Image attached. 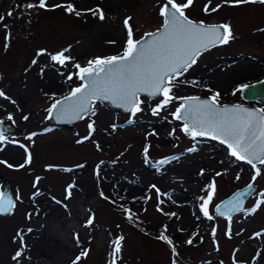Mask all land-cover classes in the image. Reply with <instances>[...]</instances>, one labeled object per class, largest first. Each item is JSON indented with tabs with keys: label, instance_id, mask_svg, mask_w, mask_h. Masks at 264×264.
I'll return each mask as SVG.
<instances>
[{
	"label": "rangeland",
	"instance_id": "1",
	"mask_svg": "<svg viewBox=\"0 0 264 264\" xmlns=\"http://www.w3.org/2000/svg\"><path fill=\"white\" fill-rule=\"evenodd\" d=\"M28 2L37 0H0V15L4 16L0 21V91L10 97H0V120L13 127L11 132H5V141L0 142V161L6 162L0 163V190L8 182L15 204L11 213L0 216V264H73L83 249H88V254L77 264H110L111 242L119 236L124 240L117 264H172L173 259L177 264H233L234 259L238 264H253L258 253L255 264H264V205L254 214H234L231 238L225 235L229 222L213 212L216 203L246 185L253 174L250 165L230 157L223 145L207 138L193 141L185 136L179 131L180 122L172 121L167 109L152 116L153 100L145 96H141L146 101L143 111L136 116L99 102L95 116L70 127L52 126L46 118L52 94L59 98L79 83L66 81L60 73L75 72L73 63L83 66L89 59L122 51L127 38L126 17H131L135 39L157 29L163 0H48V10L22 7ZM68 2L82 11L80 17L66 13L64 8L51 7ZM206 4L208 0H194L186 15L204 23L228 24L234 39L203 52L181 77L199 83H181L175 94L208 97L212 95L208 91L211 88L221 94L220 103L264 109V102L243 101L239 91L233 95L238 86L264 78V4L232 5L211 0L209 12L205 13ZM217 4L221 6L212 12L210 9ZM96 7L103 10L104 20L83 11ZM9 11L11 16L7 15ZM65 48H70L65 54L73 60L66 67L53 64L49 54ZM42 49L45 54L37 55ZM33 60L37 63L32 64ZM160 99L157 97L155 102ZM170 108L174 110L175 104ZM8 114L14 121L7 119ZM25 115L29 117L26 121L22 119ZM93 120L96 131L92 138L77 144V139L88 134L87 124ZM173 128L176 132L169 136ZM33 132L37 135L31 141L26 139ZM152 132L156 135H148ZM20 144L32 157L23 168L18 166L24 163L27 153ZM146 144L150 145L152 164L145 163ZM194 145L198 151L188 152ZM15 152L18 160L9 162L7 156ZM173 156L178 159L165 165L154 164ZM79 164L84 167L77 168ZM49 165L56 167L48 169ZM97 165L99 176L95 174ZM64 168L71 171L64 172ZM216 172L223 175L217 177ZM238 173L239 181L235 179ZM37 177H41L39 182ZM213 179L217 194L210 207L214 218L209 220L199 212L198 197L205 195L202 189ZM73 181L75 190L65 200V188ZM153 184L163 194V212H175L176 217L156 211L157 193L150 188ZM255 189L257 193L264 190V174L257 178ZM101 191L116 203L103 199ZM37 192L40 194L34 195ZM52 197L63 204L56 205ZM256 198L255 194L248 197L245 208H251ZM121 205L137 214L133 218L136 222L126 218ZM28 213H32L31 219L27 218ZM89 216H94V224L86 228L84 223ZM164 225L168 226L167 235L178 256H173L168 244L156 239ZM29 227L33 229L31 233L27 232ZM213 227L217 229L215 243ZM18 231L27 244L19 262L12 259L20 248ZM193 233L197 235L189 245L186 241ZM256 233L261 235L257 237Z\"/></svg>",
	"mask_w": 264,
	"mask_h": 264
},
{
	"label": "snow or ice",
	"instance_id": "2",
	"mask_svg": "<svg viewBox=\"0 0 264 264\" xmlns=\"http://www.w3.org/2000/svg\"><path fill=\"white\" fill-rule=\"evenodd\" d=\"M194 0H163L158 9V14L162 20L160 26L153 32L144 33V39L134 38V31L130 25L131 17H126L124 20V27L127 33V38L122 47V51L115 55L95 57L89 59L86 65L80 63H73L72 67L76 69L75 72H61L60 75L66 76V81L78 80L79 83L74 87H71L66 95L60 98H55V93L52 94V103L47 107V118H55L56 120H84L95 116L97 102L109 101L113 105L122 108L125 112L136 116L137 113L143 111L142 105L145 104V100L141 99V95H145L147 98L152 99L154 106H151V115L158 116L160 113L167 109L168 115L171 116L172 121L180 122L179 131L185 136L189 137L193 141H197L198 138H209L218 141L221 145L226 146L228 155L234 158L236 161H242L251 166L253 174L251 180L246 186L237 190L228 199L215 204L214 211L216 216L224 217L228 222V229L225 233L228 238H231L232 217L236 213L254 214L261 205H264V190L256 192L255 183L257 178L264 174V109H250L243 107L239 104L234 105H222L220 103V93L208 89L212 92V95L202 99L200 96L184 95L178 96L175 94V89L181 83H191L196 85L199 82L196 80L187 81L182 80L185 74L197 63L198 58L203 52L210 50L213 47L219 45H225L234 39L230 25L228 24H206L203 21H194L186 15V10L193 5ZM259 2L264 4V0H224L226 4L239 5L246 3ZM211 0H208V4L205 5V13L209 12V4ZM217 4L216 7L211 8L212 12H215L220 7ZM22 7L27 9H44L48 10V0H37L36 3L28 2ZM52 8H64L68 14H75L77 17L82 15L81 10H77L73 3L56 4L52 5ZM84 13H91L94 17L101 21L105 19V14L99 7L83 10ZM8 16L12 15V11L7 13ZM4 20V16L0 15V21ZM264 30V29H262ZM9 37H5V49L8 48ZM109 43H115L110 41ZM70 48L62 49L54 54H49V58L53 64L61 67H66L69 62L73 60L70 55L65 53L69 52ZM46 50H40L37 55H44ZM37 61L33 60L32 64H36ZM44 71L41 68V73ZM264 83V82H260ZM250 85H240L233 91V95L237 91H243L249 88ZM0 97L4 99H10L3 91H0ZM162 97L159 102H155V98ZM15 104V101H11ZM178 102V103H177ZM175 104V110H171L170 105ZM7 119L14 121V117L8 114ZM23 120H28V116H23ZM167 119V117H165ZM131 123V120H129ZM0 125H3V121L0 120ZM95 121H91L87 124L88 134L80 139L76 140L77 144H82L85 141L92 138L93 133L96 131ZM115 130L116 125H111ZM46 132L51 129H45ZM176 129L173 128L169 132V136H173ZM37 133L33 132L26 137L28 140H32ZM148 135H156L155 132ZM5 130L0 127V142H4ZM147 139V136L145 137ZM18 143V142H17ZM21 148L25 149L27 153L26 159L23 164L18 167L23 168L26 164L31 163V153L25 145L20 144ZM98 150L100 146L96 145ZM150 145H145L143 148V154L146 164H152L153 162L149 158ZM188 152L198 151L194 145L187 149ZM178 157H163L158 161H155V165H165ZM0 163H6L0 161ZM103 163V162H101ZM223 163V161H221ZM8 167H13L8 165ZM48 169H53L56 166L49 165ZM77 168H83V164L76 165ZM99 165H97V171L95 174L99 176ZM64 172L71 171L69 168L62 169ZM201 175L203 169H201ZM223 173L216 172V176H222ZM41 177L36 178V182H39ZM237 181L241 179L238 173L235 177ZM36 187V183L33 184ZM75 182L69 183L65 188L64 199H70L72 192L75 190ZM151 189H154L157 193V205L156 211L161 212L166 216L176 217L175 212H163L160 200V196L163 195L155 184L150 185ZM205 195L198 197L199 212L204 217L212 220L214 217L210 214V207L213 205V201L217 194L216 181L211 180L205 188L202 189ZM37 192L34 195H39ZM100 196L115 204L116 201L107 196L101 191ZM256 195L254 205L251 208H245V198L252 195ZM20 199L19 196L16 197ZM56 205H62L63 201L57 200L55 197L51 198ZM121 199H123L121 197ZM146 199H149L146 197ZM65 208L67 205H63ZM15 204L11 197L6 196L4 193H0V215L11 213ZM123 212L126 214V218L130 222L134 221L136 213L128 207L120 206ZM147 211V209H145ZM32 213L27 214V218L31 219ZM94 224V216H89L84 223V227H91ZM43 227V225H42ZM33 229L29 227L28 233H31ZM168 226L164 225L163 229L159 232L156 239L165 242L171 247L173 256H178L175 246L169 235H167ZM217 229L212 228L213 243H215ZM20 239V248L15 252L12 259L19 262L24 255V250L27 247L24 235L21 232L16 234ZM196 233L192 234L186 243L193 244V238ZM257 237L261 234L256 233ZM77 246L79 247L80 241L78 235L75 237ZM123 236L116 237L112 242V251L110 256L112 257L110 264H117L119 254L122 251ZM202 242V241H201ZM218 250V249H217ZM88 249H83L73 261V264H77L81 260V257H86ZM253 258V264L256 259ZM172 264H177L173 259ZM233 264H238L234 259Z\"/></svg>",
	"mask_w": 264,
	"mask_h": 264
},
{
	"label": "water",
	"instance_id": "3",
	"mask_svg": "<svg viewBox=\"0 0 264 264\" xmlns=\"http://www.w3.org/2000/svg\"><path fill=\"white\" fill-rule=\"evenodd\" d=\"M194 21L199 22L200 20H194ZM161 23H162V20H161ZM206 24L212 25V24H221V23H206ZM155 30H153V31H155ZM153 31H149V32H153ZM141 37H144V33L142 34V36H140L137 39H140ZM144 39H148V37H144ZM260 82H264V78H261L259 80L253 81L251 83H248L247 85H250L249 88L244 89L243 91H239V95H240L241 99L243 101H253V102H256L258 104L263 103L264 102V83H260ZM242 85H245V84H242ZM66 94H64V95H66ZM141 96H145V95L142 94ZM194 96H198V95H194ZM200 97L202 99L207 98V96H200ZM147 99L148 100H152V99H149V98H147ZM97 103H99V102H97ZM103 103H105L111 109H117V110H119L122 113H128V112H125L122 108H119L118 106L113 105L109 101H104ZM221 104L222 105H229V106L234 105V104H239V105H241L243 107H246V108L259 109L257 106L240 104V103H235V102H228V103H221ZM174 110H175V108H174ZM47 116H48V114L46 112V118H47ZM47 120L50 122V124L52 126H56V127H70L72 124H74L75 122L79 121V120H71V121H69V120H60V121H58L55 118H47ZM0 127H2L5 130V132H11L13 130V127L11 125L7 124V123H3V125H0ZM207 139H209V138H207ZM209 140L213 141V142H216V143H219L218 141H215V140H212V139H209ZM224 147L226 148V146H224ZM240 162H242V161H240ZM245 186L246 185H244L243 187H240L238 189H235L231 194H229L227 197H225L222 200H220L218 203H220L223 200L228 199L230 196H232V194L234 192H236L237 190L243 189ZM0 193H4L6 196L11 197L12 200H13V196H12V193H11L10 185H9L8 182H4L3 183L2 187H1V190H0ZM247 198H245V201H246ZM245 201H244V203H245ZM218 203H216V204H218ZM213 212L215 213L214 207H213ZM4 215H6V214L0 215V216H4ZM218 217H220V216H218ZM221 218H224V217H221Z\"/></svg>",
	"mask_w": 264,
	"mask_h": 264
},
{
	"label": "bare ground",
	"instance_id": "4",
	"mask_svg": "<svg viewBox=\"0 0 264 264\" xmlns=\"http://www.w3.org/2000/svg\"><path fill=\"white\" fill-rule=\"evenodd\" d=\"M9 152H13V151H9ZM6 155V154H5ZM7 156V155H6ZM19 154H17L16 152L14 154H12L10 157L7 156V159L9 160V162H14L16 160H18ZM53 211H57L56 209H54V207H52Z\"/></svg>",
	"mask_w": 264,
	"mask_h": 264
}]
</instances>
